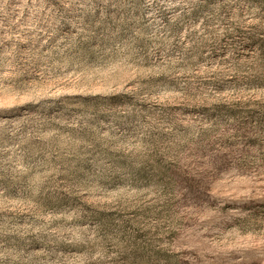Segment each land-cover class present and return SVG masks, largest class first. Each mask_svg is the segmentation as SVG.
<instances>
[{"label":"rangeland","instance_id":"rangeland-1","mask_svg":"<svg viewBox=\"0 0 264 264\" xmlns=\"http://www.w3.org/2000/svg\"><path fill=\"white\" fill-rule=\"evenodd\" d=\"M0 264H264V0H0Z\"/></svg>","mask_w":264,"mask_h":264}]
</instances>
